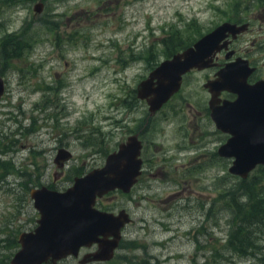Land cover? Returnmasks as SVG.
<instances>
[{"label":"rangeland","instance_id":"374dc122","mask_svg":"<svg viewBox=\"0 0 264 264\" xmlns=\"http://www.w3.org/2000/svg\"><path fill=\"white\" fill-rule=\"evenodd\" d=\"M223 23H248L231 49H252L248 59L264 77V0H0V48L12 36L30 46L19 59L0 60V264L37 226L31 189L66 190L134 134L143 144L137 185L96 203L131 219L104 264H264V234L258 258L225 247L230 195L240 197L242 179L217 155L228 136L203 115V84L216 69L185 77L154 116L136 95L163 61ZM61 148L72 159L59 170Z\"/></svg>","mask_w":264,"mask_h":264},{"label":"water","instance_id":"95a60500","mask_svg":"<svg viewBox=\"0 0 264 264\" xmlns=\"http://www.w3.org/2000/svg\"><path fill=\"white\" fill-rule=\"evenodd\" d=\"M34 11L41 13L42 5L36 4ZM245 27L223 23L155 68L136 88L137 98L147 103L150 115H155L179 91L183 75L212 67L214 54L224 47L221 41L228 34L235 38ZM247 64L240 59L228 63L216 73L214 81L204 86L211 94V120L219 131L230 135L217 153L232 160L228 172L242 180L258 166H264V81L249 85L247 78L252 70ZM3 86L0 78V98ZM223 91L237 98L217 105L216 98ZM141 150L137 136L128 137L106 157L102 167L74 178L64 192L46 187L31 189L30 198L39 214L38 226L19 235L20 249L9 264H58L69 255L77 257L80 248L92 245H97V250L85 255L80 264L112 260L121 231L131 219L125 210L116 215L99 211L96 201L115 191L131 192L142 171ZM70 157L69 151L61 149L54 163L61 168Z\"/></svg>","mask_w":264,"mask_h":264},{"label":"trees","instance_id":"16d2710c","mask_svg":"<svg viewBox=\"0 0 264 264\" xmlns=\"http://www.w3.org/2000/svg\"><path fill=\"white\" fill-rule=\"evenodd\" d=\"M9 39H5L0 48V60L4 63L19 59L23 52L30 48L25 44L21 46L22 41L17 36ZM3 165L1 162L0 166ZM256 170L259 179L254 173L249 178L241 180L237 187L240 197L230 195L231 226L228 229L225 247L235 257L249 258L253 255L254 258H258L254 250L258 245L259 235L264 234V166H259ZM258 260L264 261L260 258Z\"/></svg>","mask_w":264,"mask_h":264},{"label":"flooded vegetation","instance_id":"af4514ba","mask_svg":"<svg viewBox=\"0 0 264 264\" xmlns=\"http://www.w3.org/2000/svg\"><path fill=\"white\" fill-rule=\"evenodd\" d=\"M231 24H233V23H231ZM235 25H237V26H241V24L239 25V24H235ZM243 25V24H242ZM245 31H243V32H241V33H239V34H237L236 36L238 37L239 35H241V34H243L244 32H246L247 30H248V23H247V25H246V27H245V29H244ZM237 37H235V38H232V36H231V34H228V36H226L224 39H223V41H221V43H220V45H224V47L220 50V51H218V52H216L215 54H214V56H213V61H212V67H210V68H206V69H202V70H197V69H193V70H191V71H189L188 73H186L185 75H183V77H182V80H181V86H180V89H179V91L176 93V94H174L172 97H171V99L165 104V105H167L168 103H170L177 95H179L180 94V92H181V89H182V86H183V80L185 79V77H187V76H189L190 74H192L193 72H195V71H198V72H200V71H204V70H208V69H216V72H214L213 73V75H212V77H210V78H207L206 80H205V82H204V84H203V89L205 90V92L208 94V101H207V107L205 108V111L203 112V115H204V117H206V119L208 120H211V117H210V109H209V101H210V99H211V94L209 93V89L208 88H206V87H204L205 86V84L206 83H209V82H211V81H214L216 78H217V76H216V73L220 70V69H222L223 67H225V65H227L228 63H233L234 61H236V60H238V59H240V60H244V61H246L248 64H247V66H248V68L249 69H251L252 71H251V73L249 74V76H248V78H247V83L249 84V85H254V84H256L257 82H259V81H264V77H262V76H260V77H258V76H256V73L258 72V68H257V66H255V65H253V64H251V60H249L248 59V52L250 51V50H252V49H247V53H245V54H242V53H238L237 52V50H235V49H231V46H232V44L235 42V40L237 39ZM222 45V46H223ZM251 46L253 47L254 46V43L252 42V44H251ZM264 46V45H263ZM223 52L225 53L224 54V56H223ZM242 57H246V58H242ZM220 61H222V63H219ZM217 67L219 68V69H217ZM225 94H228L229 96L228 97H225ZM237 98V96L235 95V94H232V93H229V92H225V91H223V92H221L220 93V95L216 98V100H217V105H221V103H222V101H234L235 99ZM164 105V106H165ZM163 106V107H164ZM162 107V108H163ZM161 108V109H162ZM160 109V110H161ZM154 116V115H153ZM208 120V121H209ZM212 121V120H211ZM131 136H137V138H138V140L142 143V140L139 138V135L138 134H134V135H130L129 137H131ZM228 136V135H227ZM228 138H229V136H228ZM127 140V139H126ZM61 149H64V148H61ZM61 149H58L57 150V152L59 151V150H61ZM142 149H143V144H142ZM65 150H67V149H65ZM67 151H69V150H67ZM70 152V151H69ZM70 154H71V152H70ZM141 154H142V150H141ZM217 155H218V153H217ZM56 156V155H55ZM219 156V155H218ZM141 157V156H140ZM220 157V156H219ZM72 159V154H71V157L69 158V160H67L66 162H68V161H70ZM54 162V161H53ZM66 162H64L63 163V165H62V167L61 168H58L57 167V165H56V167H57V169H59V170H61V169H63L64 168V166H65V163ZM142 166H143V161H142ZM143 171V170H142ZM142 171H141V174H142ZM141 176V175H140ZM139 176V177H140ZM139 177H138V179H139ZM76 178V177H75ZM74 180V179H73ZM137 183H138V181H137ZM137 185V184H136ZM135 185V186H136ZM134 186V187H135ZM133 187V188H134ZM132 188V189H133ZM51 189V188H50ZM68 189V188H67ZM132 189H131V191H132ZM51 190H54V189H51ZM55 191V190H54ZM65 191V190H64ZM64 191H61V192H64ZM131 193V192H130ZM112 194H119V195H126V194H123L122 192H120V191H115V192H112V193H109V194H107V195H104L102 198H107V197H109L110 195H112ZM101 199V198H100ZM98 200V199H97ZM96 203H97V201H96ZM95 207H96V209H98L99 211H102V212H107V213H113V214H117V213H115V212H110V211H108V210H104L103 208V210H101V208H99L97 205H95ZM121 211V210H120ZM38 220V219H37ZM37 222V221H36ZM37 226H38V224H37ZM36 226V227H37ZM35 229V228H34ZM33 229V230H34ZM32 230V231H33ZM32 231H30V232H32ZM97 250V245H92L91 247H82V248H80V250H79V253H78V256L77 257H74V256H71V255H69V256H67L66 258H64V259H62L60 262H58V264H67V263H72V262H75V261H77L78 262V264H80L79 262H80V260L85 256V255H88V254H92V253H94L95 251ZM104 263H107V262H94V263H88V264H104Z\"/></svg>","mask_w":264,"mask_h":264},{"label":"bare ground","instance_id":"6f19581e","mask_svg":"<svg viewBox=\"0 0 264 264\" xmlns=\"http://www.w3.org/2000/svg\"><path fill=\"white\" fill-rule=\"evenodd\" d=\"M42 187H45V186H42ZM47 188V187H46ZM49 189V188H48Z\"/></svg>","mask_w":264,"mask_h":264}]
</instances>
